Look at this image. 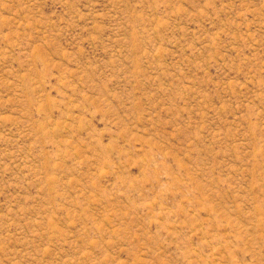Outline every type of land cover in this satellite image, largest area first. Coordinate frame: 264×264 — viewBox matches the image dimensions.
I'll return each mask as SVG.
<instances>
[{
  "label": "rangeland",
  "instance_id": "rangeland-1",
  "mask_svg": "<svg viewBox=\"0 0 264 264\" xmlns=\"http://www.w3.org/2000/svg\"><path fill=\"white\" fill-rule=\"evenodd\" d=\"M0 264H264V0H0Z\"/></svg>",
  "mask_w": 264,
  "mask_h": 264
}]
</instances>
